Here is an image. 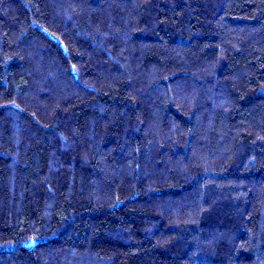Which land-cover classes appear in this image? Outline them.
I'll use <instances>...</instances> for the list:
<instances>
[{"label": "trees", "instance_id": "1", "mask_svg": "<svg viewBox=\"0 0 264 264\" xmlns=\"http://www.w3.org/2000/svg\"><path fill=\"white\" fill-rule=\"evenodd\" d=\"M0 264H264V0H0Z\"/></svg>", "mask_w": 264, "mask_h": 264}]
</instances>
